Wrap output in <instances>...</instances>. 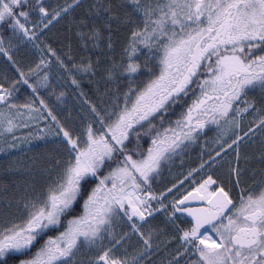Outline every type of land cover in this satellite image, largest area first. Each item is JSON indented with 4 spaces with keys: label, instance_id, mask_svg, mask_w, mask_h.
Listing matches in <instances>:
<instances>
[{
    "label": "snow or ice",
    "instance_id": "snow-or-ice-1",
    "mask_svg": "<svg viewBox=\"0 0 264 264\" xmlns=\"http://www.w3.org/2000/svg\"><path fill=\"white\" fill-rule=\"evenodd\" d=\"M0 152V264H264V0H0Z\"/></svg>",
    "mask_w": 264,
    "mask_h": 264
},
{
    "label": "trees",
    "instance_id": "trees-1",
    "mask_svg": "<svg viewBox=\"0 0 264 264\" xmlns=\"http://www.w3.org/2000/svg\"><path fill=\"white\" fill-rule=\"evenodd\" d=\"M5 160H0V163H3ZM179 162V161H177ZM187 163L191 164V163H195V156H193L192 160L187 161ZM174 172L178 173L180 171L179 167H174L173 169Z\"/></svg>",
    "mask_w": 264,
    "mask_h": 264
},
{
    "label": "rangeland",
    "instance_id": "rangeland-1",
    "mask_svg": "<svg viewBox=\"0 0 264 264\" xmlns=\"http://www.w3.org/2000/svg\"><path fill=\"white\" fill-rule=\"evenodd\" d=\"M8 157L5 155V153L0 152V160H6ZM167 173V171H165Z\"/></svg>",
    "mask_w": 264,
    "mask_h": 264
},
{
    "label": "flooded vegetation",
    "instance_id": "flooded-vegetation-1",
    "mask_svg": "<svg viewBox=\"0 0 264 264\" xmlns=\"http://www.w3.org/2000/svg\"><path fill=\"white\" fill-rule=\"evenodd\" d=\"M211 135V134H210ZM179 162H177V164H178ZM165 171H167V169H165Z\"/></svg>",
    "mask_w": 264,
    "mask_h": 264
}]
</instances>
